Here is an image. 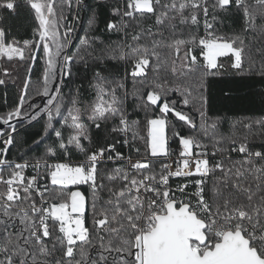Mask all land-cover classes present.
Listing matches in <instances>:
<instances>
[{"label": "snow or ice", "instance_id": "1", "mask_svg": "<svg viewBox=\"0 0 264 264\" xmlns=\"http://www.w3.org/2000/svg\"><path fill=\"white\" fill-rule=\"evenodd\" d=\"M20 8L31 38L7 23ZM101 8L115 40L76 35L85 0H0V72H27L0 114V264H264V118L225 133L204 94L210 76L253 71L254 42L264 57V0H94L88 29Z\"/></svg>", "mask_w": 264, "mask_h": 264}, {"label": "trees", "instance_id": "2", "mask_svg": "<svg viewBox=\"0 0 264 264\" xmlns=\"http://www.w3.org/2000/svg\"><path fill=\"white\" fill-rule=\"evenodd\" d=\"M85 3L89 5V9L81 10L78 13L74 9L72 14L69 15V21H71L76 28V35L83 36L87 31L88 34L98 36L106 42L109 39L115 40V35L105 31V22L107 18L106 9H99V17L96 26L92 29H88L87 20L91 15L90 9L94 6V0H85ZM7 23L11 26L12 33L17 36V38H31L33 21L27 9H18V13L10 17ZM259 47H261L259 42H254L251 47V55L256 60L252 72L246 70L244 73H236L229 68L222 75L208 77L205 82L204 94L209 100V115L213 117H226L222 125V131L225 133L229 132L230 123L233 120L248 121L264 118V77L259 75L260 65L264 62V57L256 52V48ZM225 63L227 62L225 61ZM108 66L113 71H123L122 66L114 62H108ZM3 67L9 69L10 75L5 77L3 73L0 72V79H5L6 81L4 85H0V114L11 110L18 103L20 88L23 86V81L27 75L25 66L3 64ZM43 68V61L38 60L31 72V85L29 91L34 98V102L38 104L43 103L42 99L35 95L41 85ZM73 72L76 76V84L83 85L82 91H85L87 89V80L91 78V73L88 72L83 65H76L73 68ZM128 87L131 91V82ZM68 91L69 89L66 87L64 92L67 93ZM132 103V98L130 97L128 100L129 111L132 109ZM140 118H143L142 114ZM33 125V127H28L27 123H25L22 127L18 126L19 136L17 139L20 141L28 140L30 143L33 138V133L40 128V125L35 122H33ZM253 143L259 145L260 140L256 139ZM26 147L27 145L19 143L16 148L12 150L10 155H19ZM173 147H175V145H173Z\"/></svg>", "mask_w": 264, "mask_h": 264}, {"label": "water", "instance_id": "3", "mask_svg": "<svg viewBox=\"0 0 264 264\" xmlns=\"http://www.w3.org/2000/svg\"><path fill=\"white\" fill-rule=\"evenodd\" d=\"M0 127H2V126H0Z\"/></svg>", "mask_w": 264, "mask_h": 264}]
</instances>
